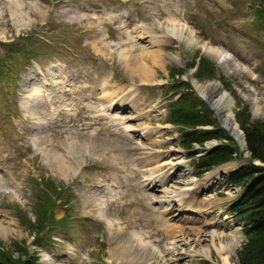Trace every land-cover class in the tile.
<instances>
[{"label":"rangeland","instance_id":"1","mask_svg":"<svg viewBox=\"0 0 264 264\" xmlns=\"http://www.w3.org/2000/svg\"><path fill=\"white\" fill-rule=\"evenodd\" d=\"M262 1L0 0L3 249L18 259V247L25 248L39 264H48L45 259L51 264H224L214 249L205 257L189 256L186 247L174 248L178 243L173 246L176 239L167 231L170 224L157 203L161 193L144 182L146 167L138 161L149 150V168L155 169L151 177L166 176L169 188L235 164L225 178L198 195H188L185 202L192 216L207 222L205 233L239 230L242 237L229 261L238 264L237 251L246 241L244 221L229 205L242 187L231 186L227 179L230 171L248 163L249 153L241 151L197 97L192 79L202 84L225 81L226 87L222 85L234 99V116L246 107L250 123L264 122ZM19 6L23 14L16 17L13 12L20 13ZM172 18L186 23L203 42L229 52L252 74L233 71L229 65L226 72L202 50L187 49L164 36L157 24ZM139 25L158 37L154 48L165 56L164 66L155 68L148 83L124 67V58L150 64L146 52L152 47L148 39L137 37L135 31H143ZM170 54L180 64L167 61ZM203 58L215 65L213 77L197 76ZM185 87L208 110L214 126L204 130L216 128L225 136L222 140L182 147L179 129L168 122L167 106ZM257 105L261 109L256 114ZM214 141L235 147L236 156L196 174V161ZM38 199L47 210L52 200L56 202L53 222L63 218V228L46 229V222L39 234L21 223L18 215L38 222ZM106 219L112 228H107ZM129 239L133 241L125 243Z\"/></svg>","mask_w":264,"mask_h":264},{"label":"bare ground","instance_id":"2","mask_svg":"<svg viewBox=\"0 0 264 264\" xmlns=\"http://www.w3.org/2000/svg\"><path fill=\"white\" fill-rule=\"evenodd\" d=\"M19 7H20V11L18 10L16 11L20 13L13 12V15H15L16 17H19L23 14L21 10V6ZM157 27H162L164 36L173 37L177 41L183 43V45L187 49L202 50L205 54L215 59L219 63L220 68H222L223 70H228L226 72L230 71V69L227 68L229 65L231 66V70L233 71H237V72L240 71V72L252 74L249 69L236 63L235 59L232 57V55L229 52L214 47L209 43L203 42L192 30V28H190L186 23L177 21L172 18V19H168V21L164 24L161 25L157 24ZM137 28L143 30L142 32L140 30L135 31L138 33L137 37H139L140 39L141 38L148 39L149 43L151 44L152 50L146 52L148 54L150 64L145 62L135 63V61H132L129 58L128 59L124 58V67L126 68V71L138 77L139 79L143 80L142 82L148 83L152 81L155 76L156 73L155 68L159 66L161 67L163 65L164 62L163 60L165 56L164 54H161L160 50L154 48L156 47V44L159 43L158 37L156 35L154 36L152 31L148 29V27L145 25L144 26L139 25ZM166 60L172 63L180 64L178 58L171 54L167 56ZM156 63L158 64V66L156 65ZM192 83L195 91L198 94L202 95L203 89L206 88L204 84L194 81L193 79H192ZM254 102L257 103V100L254 99ZM233 104H234V99L232 100L231 96L228 93L222 91L221 93L217 94L216 101L211 107H212V111L215 113L216 117L220 122L221 128H223L229 134V136L238 143L241 151L244 154H247L243 137L239 132L240 128L235 123L236 121L234 119V113L232 111ZM255 107H256L255 113L257 114L259 113L261 108L258 105ZM137 118H142V116L137 115ZM145 129H143L144 131H141V135L142 134L145 135L146 133ZM215 144L216 142L214 141L212 143H209V146L212 147ZM152 153L153 152L149 150L148 152L141 153L142 155L141 154L139 155L138 161L139 164L142 165V167H146L143 172L144 182L148 185V187L156 188L159 191V193H161V195L157 199V203L161 208L160 210L161 213L163 214V218L168 220V221L166 220L168 222V223L166 222L167 225L170 224V226L168 227L169 229H167V231L173 235L172 237L174 239H176L174 240L173 246L174 244H176V242L178 243V246L175 245L174 248H176L177 250H182L184 247H186L189 249V251L187 252L189 256L203 255L205 257H209L211 255L212 249H214L216 253L219 256H221L222 262L224 264H229L230 263L229 261H231L230 255L234 254L236 246L237 244H239L242 234L239 232L238 229H234V228L228 234L219 233L217 231L205 233L204 229L207 222L205 221L204 218L200 216H192L194 215L193 214L194 211L191 210L190 207L186 205L185 200L187 199L188 195L190 194L192 196L198 195L199 192L207 190L216 181H220L222 178H225V176H227L226 173L228 172V170L232 166H235V164L233 165L228 164L227 166L219 167L216 170L209 172L206 176H204L199 180L191 179L180 182L181 183L179 185L180 187L175 186L169 188L166 186L169 180V178H166V176L160 175L159 177H151L153 171L155 170L153 168L151 169L149 168L150 166L149 161L152 158ZM106 220L110 223L109 224L107 222V224L109 225L107 228L109 229L112 226V223L110 220L108 219ZM0 231H2L1 226H0ZM132 241L133 240L129 239L126 240L125 243L128 244L131 243ZM206 242H209V246L211 247L205 246ZM127 246L129 247V245ZM142 247L146 249L145 244H142ZM119 256H120V252H119ZM115 257H117V255H115L114 258ZM127 260L129 261L130 259L128 258ZM45 261L46 263L51 264L50 259H45Z\"/></svg>","mask_w":264,"mask_h":264},{"label":"trees","instance_id":"3","mask_svg":"<svg viewBox=\"0 0 264 264\" xmlns=\"http://www.w3.org/2000/svg\"><path fill=\"white\" fill-rule=\"evenodd\" d=\"M259 18L260 21L264 20V0L259 11ZM215 72L216 68L213 63L204 58L200 60L197 69L199 78L207 75L213 77ZM223 82L222 84L226 87V82ZM176 88L173 87L171 90ZM185 88L186 90L180 92L181 96L167 106L168 122L178 127L182 147L190 148L195 144L202 146L205 142L214 139L222 140L225 136H221L216 128L204 130L206 126H214L208 110L189 92V87ZM199 105L205 109H201ZM235 118L244 132L249 153L248 163L230 171L227 179L231 186L242 187L240 196L229 205V211L244 221L243 233L246 241L237 251V260L238 264H264V122L250 123L246 107L241 109ZM236 152V148L227 143L210 149L196 161V174L201 175L229 162L236 156ZM255 161L260 165H254ZM61 191L62 188H59L57 192H54L55 196L58 197ZM52 201L47 210L45 202L38 199L36 203L38 222H31L24 215H18L21 223L32 233L39 234L44 230L43 225L46 222H50L46 229L63 228V218L56 223L53 222L52 211L56 202ZM18 249L21 250L22 256L15 259L11 252L3 249L0 242V264H39L37 258L31 256L25 248L18 247Z\"/></svg>","mask_w":264,"mask_h":264},{"label":"water","instance_id":"4","mask_svg":"<svg viewBox=\"0 0 264 264\" xmlns=\"http://www.w3.org/2000/svg\"><path fill=\"white\" fill-rule=\"evenodd\" d=\"M203 84H204V86L206 88L203 89L202 95L198 94L196 91L195 92L197 94V97L201 101H203L206 104V106L212 111V107L211 106L215 103L216 98H217V94L221 93L222 91L226 92V93H228V92L224 89L223 85L217 80H209V81H207V82H205ZM231 99L233 100L232 96H231ZM234 119H235V116H234ZM235 123L238 126L237 122H235ZM239 132L241 133V135L243 137L244 144H245V147H246L244 134H243L242 130H240V129H239ZM216 146H219V144H215V146H213V147H216ZM246 151H247V148H246Z\"/></svg>","mask_w":264,"mask_h":264}]
</instances>
